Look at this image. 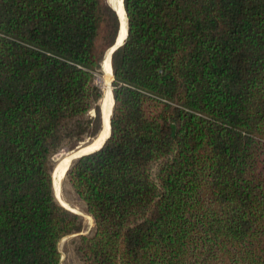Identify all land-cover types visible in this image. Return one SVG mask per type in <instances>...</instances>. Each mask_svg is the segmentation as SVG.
<instances>
[{
    "label": "trees",
    "instance_id": "trees-1",
    "mask_svg": "<svg viewBox=\"0 0 264 264\" xmlns=\"http://www.w3.org/2000/svg\"><path fill=\"white\" fill-rule=\"evenodd\" d=\"M123 6L110 136L64 177L94 225L77 256L264 264V0ZM119 26L103 0H0V264H60L82 231L53 158L98 138L96 77Z\"/></svg>",
    "mask_w": 264,
    "mask_h": 264
},
{
    "label": "rangeland",
    "instance_id": "rangeland-1",
    "mask_svg": "<svg viewBox=\"0 0 264 264\" xmlns=\"http://www.w3.org/2000/svg\"><path fill=\"white\" fill-rule=\"evenodd\" d=\"M103 1L105 4H107L108 6H110L113 9L112 3L114 0H103ZM100 43H101V41H100ZM100 47L101 46H99V48ZM109 48H111V47H109ZM109 48L104 50L103 57L106 55ZM111 77H112V72H111ZM104 81H105V77L103 76V72L101 71V67H100L99 73L97 74V77H96V83L99 86V88L101 89V96H102V87H103L102 84ZM113 82H114V79L112 77V79H111L112 90L114 88ZM100 102H101V97L99 99L98 104H99L100 116H102V107H101ZM104 106H105V113H106V102H105V100H104ZM90 115L95 116L94 111H92L90 113ZM100 121H101V117H100ZM91 142L92 141L85 143V144L82 143L81 145H78L75 148H70V149L69 148H63L53 158L54 169L52 172V179H53V183H54V185H53L54 195L57 197L59 202L64 207L66 206V208L70 209L72 211V213L80 216V218L83 221V228H82V231L80 233L65 237L59 242L58 250H59L60 255H61L60 264H84L75 252V245H76V242H77L79 235H88V234L92 233L94 225H93L92 218L87 214L84 206L77 200L76 196L73 194V192L70 189V187L68 186L67 182L65 181V183H64V180L61 181L62 180L61 179L60 180L61 184H60V182L57 180V176L59 177V174H60V171H58V169L60 167V164L62 162H64L65 160H67L68 158L70 160L69 163H71V161L73 159L72 157L80 155V151L82 150V148L88 146ZM54 187L56 190L54 189Z\"/></svg>",
    "mask_w": 264,
    "mask_h": 264
},
{
    "label": "bare ground",
    "instance_id": "bare-ground-1",
    "mask_svg": "<svg viewBox=\"0 0 264 264\" xmlns=\"http://www.w3.org/2000/svg\"><path fill=\"white\" fill-rule=\"evenodd\" d=\"M112 7H115L117 9L116 10L113 8L116 11V13L120 19V28L121 29L119 31V35H118L116 43H115L116 45H119L122 42V40L125 36V33H126V19H125V14L123 11L122 0H114L112 3ZM121 20H122V25H121ZM112 49H113V47L107 51L106 55L104 56V59L102 60V64H101V67L103 69V76L105 77V81L102 84V86H103L102 89L104 92V96L102 98V101H103V107H102L103 129H102L101 133L99 134L98 138L93 143L82 148V150L80 151V155L85 154V153H89L90 151H93V149L94 150L98 149L100 147V145L102 144V142L105 140V138L109 134V117H110L112 106H113V97H112V92H111V88H112L111 87V79H112L111 72H112V69H111V62H109ZM104 100L106 102V113H105ZM96 147H98V148H96ZM75 157H77V156H74L72 158H75ZM69 161L70 160L68 158L67 160H65L64 162H62L60 164V167L58 169V171H60V174H59V177L57 176V180L59 182L63 178L64 172H65L66 168L68 167ZM52 181H53V179H52ZM53 185H54V183H53ZM54 189H55V187H54Z\"/></svg>",
    "mask_w": 264,
    "mask_h": 264
},
{
    "label": "water",
    "instance_id": "water-1",
    "mask_svg": "<svg viewBox=\"0 0 264 264\" xmlns=\"http://www.w3.org/2000/svg\"><path fill=\"white\" fill-rule=\"evenodd\" d=\"M122 4H123V0H122ZM113 10H114V9H113ZM114 11H115V10H114ZM123 11H124V14H125V19H126V33H125V36H124L122 42H121L119 45H116V44H115L116 41H115L114 45L112 46L113 49H112V52H111V55H110L111 67H112V55H113V53H114L119 47H121V46L123 45L124 40L126 39L127 34H128V30H127V16H126V13H125V10H124V6H123ZM117 17H118V15H117ZM118 19H119V17H118ZM119 23H120V19H119ZM119 28H120V26H119ZM119 31H120V30H118V34H117V36L119 35ZM116 39H117V38H116ZM101 71L103 72L102 67H101ZM112 74H113V73H112ZM112 97H113V90H112ZM113 103H114V102H113ZM112 109H113V106H112ZM111 116H112V110H111V114H110V117H109V134H108V136L105 138V140L102 142V144L100 145V147H99L98 149H96V150H93V151L89 152V153H85V154L79 155V156L73 158L72 161L75 160V159H78V158H80V157H82V156H85V155L91 154V153H93V152H96V151H98V150H100V149L102 148V146L105 144V142L108 140V138H109V136H110V131H111V127H110ZM102 129H103V119H102V116H101V131H102ZM101 131H100V133H101ZM72 161H71V162H72ZM70 164H71V163H69L68 167L66 168V170H65V172H64V175H63V178H62L61 181L64 180V177H65V175H66V173H67V171H68V169H69ZM60 184H61V182H60ZM54 196H55V195H54ZM55 198H56V200L58 201V203H59L62 207H64V206L59 202V200L57 199L56 196H55ZM64 208H65L66 210L72 212L71 210L67 209L66 207H64Z\"/></svg>",
    "mask_w": 264,
    "mask_h": 264
}]
</instances>
